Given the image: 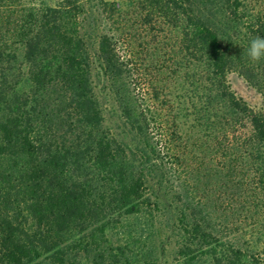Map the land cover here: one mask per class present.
Instances as JSON below:
<instances>
[{
  "label": "trees",
  "instance_id": "trees-1",
  "mask_svg": "<svg viewBox=\"0 0 264 264\" xmlns=\"http://www.w3.org/2000/svg\"><path fill=\"white\" fill-rule=\"evenodd\" d=\"M257 36L264 0H0V264H264Z\"/></svg>",
  "mask_w": 264,
  "mask_h": 264
},
{
  "label": "clouds",
  "instance_id": "clouds-1",
  "mask_svg": "<svg viewBox=\"0 0 264 264\" xmlns=\"http://www.w3.org/2000/svg\"><path fill=\"white\" fill-rule=\"evenodd\" d=\"M247 57L254 63L264 61V37H255L249 42L246 50Z\"/></svg>",
  "mask_w": 264,
  "mask_h": 264
},
{
  "label": "rangeland",
  "instance_id": "rangeland-1",
  "mask_svg": "<svg viewBox=\"0 0 264 264\" xmlns=\"http://www.w3.org/2000/svg\"><path fill=\"white\" fill-rule=\"evenodd\" d=\"M109 1H122V0H109ZM18 54H19V60H20V62H21L22 59H23V58H22L23 53H22V51H19ZM138 227H139V228H137V230H138L139 232L137 233V235H139V233L142 231V230H141V226L138 225ZM144 230H145V235H144V236H146L147 232H146L145 227H144ZM124 235H126V234H125V233L123 234V233L121 232V233L119 234V236H118L121 242H124L125 239H126V237H127V236H124ZM143 239H144V238H143ZM245 240L248 241V242H251L252 238H251V236L247 235L246 238H245ZM161 263H162V264H174L172 257H168V256L163 257V258L161 259Z\"/></svg>",
  "mask_w": 264,
  "mask_h": 264
}]
</instances>
